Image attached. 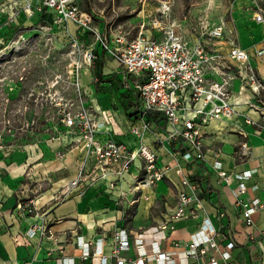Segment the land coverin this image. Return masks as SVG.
<instances>
[{"label":"built area","instance_id":"1","mask_svg":"<svg viewBox=\"0 0 264 264\" xmlns=\"http://www.w3.org/2000/svg\"><path fill=\"white\" fill-rule=\"evenodd\" d=\"M8 1V5L13 6L10 21L21 12L29 17L40 14L45 22L54 23L66 32L70 40L74 41L73 45L80 44V40L86 42L88 45L86 60L89 66H94L101 58L116 60L125 74L133 76L136 80L134 84L126 76L123 80L124 89H132L135 96L128 112L132 118L142 122L140 126L131 124V133L142 138L146 131L156 126V121L148 120V117L160 116L161 120L158 123L165 124L169 140L181 142L178 143L183 146L181 157L187 162L200 160L205 164L210 163L207 158L209 149L206 148L205 137L206 127L213 121L228 122L236 127L238 120L243 116L247 124L258 130L264 126V75L249 60L250 52L237 44L235 39L228 50H222L221 41L225 39L227 32L224 24L201 29L199 36L195 34L197 41L191 46L188 37L182 34L175 35L174 28L178 26L177 24H166L158 18L151 20L152 28L142 20L134 32V28H127L121 23L116 24L118 13L109 20L103 15V11H97L93 6L89 9L84 8L80 0ZM260 1L263 6L257 8L254 18L257 22H264V0ZM72 26L75 27L74 30ZM157 34H162V37H158ZM254 55L264 61V45L256 47ZM80 67H77L78 71ZM79 76L78 72L77 77ZM234 79H239L242 86L254 94L255 100L250 101L249 105L258 113L257 119L237 109L233 91ZM76 86L77 90L81 91L79 79ZM63 111L59 123L81 125L84 138L88 139V146L94 154L96 169L99 170L98 174L94 177L89 176L85 182L80 179V174L72 180L71 187L77 188L80 193L90 187L96 177L107 174L115 177L111 184L114 187L125 174L132 172V166L137 159H142L143 164L133 184L135 193L140 192L142 195L144 188H150L166 177L167 166L160 165L154 149L147 145L132 149L119 140L115 131L116 120L111 109L97 111L94 108L95 116L99 115L98 121L94 119L95 122L84 120L87 115L78 122L74 118L75 114L66 109ZM84 112L87 114L86 110ZM100 122H103L107 129H101L98 125ZM56 123L58 124L57 121ZM235 130L242 138L235 147L234 155L237 160L245 161L252 153L249 135L245 130ZM100 133L105 134L106 138L103 140L98 138ZM212 152L219 154L221 148L212 149ZM59 154L62 155L63 151ZM173 154L178 160L174 152ZM211 168L218 173L221 182L230 188L246 224L253 226V215L264 208L260 198H246L249 189L246 180L253 175L255 169L242 172L227 171L217 159L211 163ZM177 175L180 178V187L176 195V206L169 220L159 227L140 226L132 239L126 229L115 230L110 255L104 253L101 242L94 244L93 252L89 250L91 243L86 242L87 250L83 252V257L88 258L93 254L99 258L100 264H110L112 257H116L115 264H200L201 258L206 259V264H238L232 258L236 242L231 230H222L226 226L225 223L219 227L213 223L204 201L198 195L204 188L193 182L181 166L177 167ZM32 191L33 194H38L42 187ZM69 191L55 195L54 200L61 201ZM124 194L121 192L120 196ZM138 200L137 197L132 203ZM215 207L217 218L223 222L225 211L217 204ZM17 209L26 215L40 214L34 197L20 201ZM189 217L199 220L198 229L191 233L184 243L177 240L173 242V247L183 249L185 254V261L179 263L171 254L161 249L160 240L168 238L165 230L169 228L170 223ZM169 230L174 228L170 227ZM26 233L29 237L38 235L40 238H50L54 241L57 239L44 220L37 221ZM148 236L154 238L150 251L145 246V239ZM16 242L22 243L18 238ZM132 246L135 247L136 257H123L121 252L129 250ZM62 248L59 245V249ZM50 252L45 261L50 259ZM23 264L34 263L33 260H26Z\"/></svg>","mask_w":264,"mask_h":264},{"label":"crops","instance_id":"2","mask_svg":"<svg viewBox=\"0 0 264 264\" xmlns=\"http://www.w3.org/2000/svg\"><path fill=\"white\" fill-rule=\"evenodd\" d=\"M8 3V0H0V37L3 43L5 42L4 46L14 40L6 36V31L10 33L11 26L18 29L17 32L26 42L29 38L25 37L24 32L31 31L29 27L37 17L34 15L29 17L21 12L13 16L10 21L12 16L9 17V14L13 15V6ZM74 28L72 26L73 30ZM232 41L233 39L222 40V50H228ZM235 41L250 52L249 60L264 75V61L254 55L255 48L264 44V26L257 21L245 24L235 34ZM101 59L103 79L117 73L119 66L111 67L116 64V60ZM97 71L96 65L90 71L83 70L81 82V86H86L97 98L98 106L94 105V108L97 111L102 109L113 111L117 136L128 147L138 149L141 145H147L154 149L158 154L160 165L167 166L166 177L150 188H144L142 195L140 192L135 193L133 184L143 164L142 159H137L132 166V172L125 174L117 186L113 187L110 184L114 178L110 175L80 193L70 184L77 176L79 164L77 156L80 155L81 148H73L65 158H59L57 154L48 157L47 146L41 139L32 140L28 136L24 141H18L9 138V134L6 136L3 132L4 125L0 123V264H23L26 260H33L34 264H100L99 258L93 254L88 258L83 257V252L87 250L86 242L91 243L89 245L91 252L94 250V244L101 242L104 253L110 255L113 250L115 230L126 229L132 239L140 226L159 227L169 220L170 214L175 209L176 195L180 187L178 166L185 169L193 182L204 188L203 191L198 192V195L204 201L208 216L213 223L217 227L225 223L226 226L222 230H231L236 242L232 250V258L238 264H264V208L253 215L254 225L248 226L230 188L221 182L218 173L211 168V163L217 159L227 171L242 172L255 169L253 175L246 180L249 187L246 198L257 197L264 203V126L258 130L253 125L247 124L243 116L238 120L236 127L228 122L213 121L206 127L205 137V145L209 149L207 158L210 163L205 164L200 160L187 162L181 157L183 146L178 145L181 142L171 141L168 136L157 130L160 124L165 125L158 123L161 119L155 120L156 126L146 131L142 138L131 133V124L142 125L141 120H136L128 114L130 108L128 106L135 98L121 97L118 91L107 89L106 87L111 85L109 81L102 83L98 81L95 84L91 82L89 86L88 78L90 76L96 78ZM1 73L0 78H2ZM98 83L104 88L103 93H98L97 90H101L97 86ZM120 90L124 91V88ZM233 91L237 109L257 119L258 113L249 105L250 101L255 100L252 91L242 86L239 79H234ZM9 109L10 105L0 100V121L4 118V111ZM235 129L245 130L249 135L252 153L245 161L237 160L234 155L235 147L242 138ZM217 148H221V152L214 154L212 149ZM41 184L48 185L38 194H33L32 189H38ZM63 191L69 192L64 199L56 202L55 195L64 193ZM121 192L125 193L124 196H120ZM30 197L35 198L36 208L40 211L39 216L26 215L17 209L20 201ZM137 197L139 200L132 203ZM215 204L225 211L223 222L217 218ZM41 220L48 223L57 238L56 241L40 238L38 235L27 236V230ZM198 222L197 218L189 217L170 223L169 228L165 230L168 238L160 240L161 249L171 254L177 262H184L186 258L183 249H176L172 244L175 240L184 243L188 236L198 229ZM170 227L174 230H169ZM17 238L22 243H17ZM153 239L152 236L145 239L148 251L151 250ZM59 245L63 248L59 249ZM48 252L51 253L50 259L45 261ZM209 252L211 253V250ZM121 255L135 258L137 255L135 247L122 251ZM115 263L116 257H112L110 264ZM199 263L206 264V259H199Z\"/></svg>","mask_w":264,"mask_h":264},{"label":"rangeland","instance_id":"3","mask_svg":"<svg viewBox=\"0 0 264 264\" xmlns=\"http://www.w3.org/2000/svg\"><path fill=\"white\" fill-rule=\"evenodd\" d=\"M80 1L86 9L93 6L97 11H103V15L109 20L118 13L119 18L116 24L121 23L127 28H134V32L142 20H145L149 28H152L151 20L158 18L166 24H177L178 26L174 28L175 35L182 34L184 37L192 34L199 36L201 29L224 24L228 29L224 37L226 40H234L239 28L256 22L254 14L259 6H263L260 0ZM34 16L37 17L29 27L31 31L24 32L25 37L29 38L26 42L17 32L18 29L13 26L10 27V33L6 31L9 39L14 38L12 42L4 46L5 42L3 43L0 37V72H2L0 100L10 105V109L4 111V118L0 123L4 125L3 132L6 136L9 134V138L18 141H24L28 136L32 140L41 139L47 146L48 157L57 154L59 158H65L73 148H81L80 155L77 156L79 163L77 175L80 174V179L85 182L89 176L94 177L99 173L96 169L94 154L88 146L89 141L84 138L83 128H80L79 123L77 126H71L68 122L59 123V119L64 112L63 109H66L75 114L74 118L78 122L82 121L85 115L87 116L84 120L98 121L99 115L95 116L94 111V105L98 106V100L86 86H81L83 70L90 71L94 68V66H89L86 60L88 45L82 40L80 44L73 45L74 41L70 40L66 32L54 23L45 22L40 14ZM259 23L264 26V22ZM1 33L4 35L2 31ZM157 36L162 37V34H157ZM94 65L99 71L103 69V61ZM117 65L116 62L111 67ZM78 66H81L79 71ZM78 72L79 77H77ZM123 76H126L131 83H136L135 78L126 75L121 67L112 77L99 78V81H109L111 85L106 88L118 91L123 87ZM78 79L81 91L77 90ZM94 79L91 76L88 78L89 86L91 82L96 83ZM97 86L101 88L97 90L98 93L105 91L99 83ZM8 87H10L9 91ZM81 113L84 115L82 116ZM100 123L98 125L101 129H107L103 122ZM157 130L168 136L165 125L160 124ZM98 138L103 140L106 135L100 133ZM61 151H63L62 155L59 154ZM110 175L112 174L106 176ZM106 176L96 177L93 182L97 183ZM120 181H117V184ZM47 185L41 184L38 189L41 187L43 189Z\"/></svg>","mask_w":264,"mask_h":264},{"label":"trees","instance_id":"4","mask_svg":"<svg viewBox=\"0 0 264 264\" xmlns=\"http://www.w3.org/2000/svg\"><path fill=\"white\" fill-rule=\"evenodd\" d=\"M89 9V8H88ZM99 61H103L102 59H98L95 63H98ZM95 66V65H94ZM102 70V69H101ZM97 71V74H96V78H102L103 79V77H104V74L102 73V71ZM99 81V79H97V82ZM102 82H105V81H99V83H102ZM122 85H123V88H124V81L122 80ZM121 88H119V90H118V92H119V94H120V96L122 97H126V98H135V96H134V94H133V90L132 89H124V91H121L120 90ZM133 105V102H132V104H130V106H128V108L129 107H131ZM128 114H130L131 115V113L130 112H128ZM160 116H155V115H152L151 117H148V120H150V119H153V120H157V118H159ZM159 120V119H158Z\"/></svg>","mask_w":264,"mask_h":264},{"label":"bare ground","instance_id":"5","mask_svg":"<svg viewBox=\"0 0 264 264\" xmlns=\"http://www.w3.org/2000/svg\"><path fill=\"white\" fill-rule=\"evenodd\" d=\"M189 42H191V46L197 41V38L195 35L188 36Z\"/></svg>","mask_w":264,"mask_h":264}]
</instances>
